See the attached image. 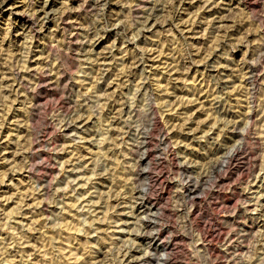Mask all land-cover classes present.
Masks as SVG:
<instances>
[{"label":"clouds","instance_id":"1","mask_svg":"<svg viewBox=\"0 0 264 264\" xmlns=\"http://www.w3.org/2000/svg\"><path fill=\"white\" fill-rule=\"evenodd\" d=\"M0 264H264V0H0Z\"/></svg>","mask_w":264,"mask_h":264}]
</instances>
